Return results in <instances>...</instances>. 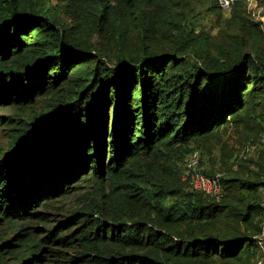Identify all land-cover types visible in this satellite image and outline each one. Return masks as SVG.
Wrapping results in <instances>:
<instances>
[{
    "label": "trees",
    "instance_id": "obj_1",
    "mask_svg": "<svg viewBox=\"0 0 264 264\" xmlns=\"http://www.w3.org/2000/svg\"><path fill=\"white\" fill-rule=\"evenodd\" d=\"M210 1L217 36L194 0H0V221L46 222L41 206L86 189L45 235L6 240L16 264H258L263 149L219 195L184 179L194 150L231 158L227 130L264 133L261 24L246 0Z\"/></svg>",
    "mask_w": 264,
    "mask_h": 264
},
{
    "label": "rangeland",
    "instance_id": "obj_2",
    "mask_svg": "<svg viewBox=\"0 0 264 264\" xmlns=\"http://www.w3.org/2000/svg\"><path fill=\"white\" fill-rule=\"evenodd\" d=\"M52 3L55 4L56 0H52ZM211 5L210 0H194V11L192 14L196 15V18H199V22H201L200 28L209 31L212 35L217 36L219 31L218 27H215V17L212 12L208 9ZM74 31V30H73ZM83 37L87 38L86 32H83ZM264 47V44H263ZM51 95H45L41 93L40 96L33 98L31 101H26L22 103V108L25 116L30 115L32 112H39L45 106H47L50 102ZM12 112V107H0V116L1 115H9ZM6 126H0V152L6 149L7 142L10 139L11 133L13 131L5 128ZM261 134V133H260ZM259 134V135H260ZM226 141L228 142V150L232 156L231 158H226L225 152L220 150L218 146H212L209 151L205 149L200 152V167L204 172L213 173V176H221L224 172L231 171H241L242 168L239 161L235 163V157L241 155L243 150H245V154L248 158L256 159L260 152V144L261 137L257 136L258 141L254 140L250 135L243 136L241 134L234 133L233 130L229 129L224 134ZM84 185V183L82 184ZM84 190H74L69 194L64 195L56 199L53 202L52 206L44 207L41 206L38 210L40 212L46 213V217L48 221L41 222L37 220H28V221H20L15 228H10L4 225L3 221H0V251L5 252V258L7 259L5 264H16V260L12 258V255L8 252L9 247L4 245L8 239L14 238L16 236V231L19 229L22 233L20 239H16L15 243L25 242L31 234H35V238L41 237L45 235L44 228L46 226L55 227L59 223L58 221L64 220L66 215L70 213L71 210L75 209L83 202V191ZM34 233H31L33 232ZM25 235V236H24ZM38 236V237H37ZM31 243V242H29ZM16 245V244H15ZM18 247V246H17ZM19 248V247H18ZM71 252L69 249H64ZM46 251V250H44ZM259 252V250H258ZM48 264H53L49 262Z\"/></svg>",
    "mask_w": 264,
    "mask_h": 264
},
{
    "label": "built area",
    "instance_id": "obj_3",
    "mask_svg": "<svg viewBox=\"0 0 264 264\" xmlns=\"http://www.w3.org/2000/svg\"><path fill=\"white\" fill-rule=\"evenodd\" d=\"M234 0H218L220 7L224 11H230ZM247 10L250 16L260 22L264 33V0H246ZM260 147L264 151V133L261 137ZM245 150L241 156L246 157ZM184 179H186L192 188H196L206 194L219 195L221 193V184L219 176H207L203 173L200 167V152L192 151L187 159ZM259 260L258 264H264V195L261 203L260 215V232L257 235Z\"/></svg>",
    "mask_w": 264,
    "mask_h": 264
}]
</instances>
